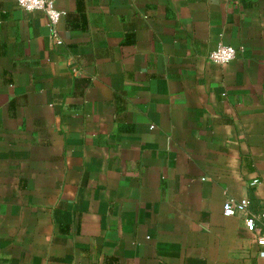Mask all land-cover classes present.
<instances>
[{
    "label": "crops",
    "instance_id": "1",
    "mask_svg": "<svg viewBox=\"0 0 264 264\" xmlns=\"http://www.w3.org/2000/svg\"><path fill=\"white\" fill-rule=\"evenodd\" d=\"M54 6L0 0V264H264V0Z\"/></svg>",
    "mask_w": 264,
    "mask_h": 264
},
{
    "label": "built area",
    "instance_id": "2",
    "mask_svg": "<svg viewBox=\"0 0 264 264\" xmlns=\"http://www.w3.org/2000/svg\"><path fill=\"white\" fill-rule=\"evenodd\" d=\"M17 5L27 11H32L35 9L42 10L47 21V26L49 27V39L52 45L58 46L62 44V39L59 36L56 25L60 17L64 14V11L58 10L54 6V0H15ZM236 56V50L231 45L219 44L214 50L210 51L208 54V59L216 64H226L233 60ZM77 69L72 68V72L76 73ZM254 180L253 183H256ZM248 199H234L232 197H227L223 202V215L232 216L242 212H248L244 218V225L248 230H255V221L258 218L264 217V212L253 213L248 211Z\"/></svg>",
    "mask_w": 264,
    "mask_h": 264
}]
</instances>
